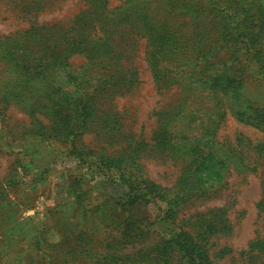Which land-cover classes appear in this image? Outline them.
I'll return each mask as SVG.
<instances>
[{"label": "rangeland", "instance_id": "374dc122", "mask_svg": "<svg viewBox=\"0 0 264 264\" xmlns=\"http://www.w3.org/2000/svg\"><path fill=\"white\" fill-rule=\"evenodd\" d=\"M108 1L113 8L124 0ZM145 1L152 20L166 22L161 39L184 59L166 76L212 100L233 99L242 105L241 118L226 114L207 130L218 115L206 123L191 98L190 113L164 115L181 94L176 86L160 88L147 67L155 35L126 42L131 81L101 97L108 81H71L83 57L68 60L70 71L49 66L37 29L70 26L85 0H0V264H264V160L253 166L254 147L264 148V69L244 57L240 67L234 57L227 60L205 0ZM85 84L78 92L75 86ZM45 85L52 90L45 93ZM94 89L98 101L114 107L102 106L79 137L33 134L52 124L59 133L66 111L55 113L56 107L77 98L91 102ZM161 138L184 145L186 155L166 156L168 147H154ZM235 149L249 166L240 174L218 164ZM98 161L92 177L88 164ZM130 186L139 198L121 206Z\"/></svg>", "mask_w": 264, "mask_h": 264}, {"label": "trees", "instance_id": "16d2710c", "mask_svg": "<svg viewBox=\"0 0 264 264\" xmlns=\"http://www.w3.org/2000/svg\"><path fill=\"white\" fill-rule=\"evenodd\" d=\"M53 1L47 0V3ZM108 2V0H85L86 9L73 19L70 26L44 25L42 28H37L42 31L44 60L48 63L50 61L49 66L56 69L62 64V69L67 68L70 71L68 60L73 56L83 57L84 63L77 69L72 70L74 79L71 81H78L80 84L85 81H108V84L104 83L102 84L103 87L99 88L100 95L103 97L109 94L110 89L117 88L119 85L122 86V84H126V81H131L130 77L134 69L128 67L131 51L130 47L126 46V42L131 44L132 38L142 35L146 36L149 42L148 36L153 37L155 35V45L152 46L145 59L147 67L154 74V79L159 83L160 88L176 86L181 94V99L170 105L171 111L165 112L164 115L179 117L185 115V112L190 113L188 106L191 98L195 100L194 111L200 113L202 119L205 118L206 123L209 122V117L218 115L211 121L213 123L205 127L207 130L211 128L214 130L226 114L234 117V114L237 113L238 117L236 118H241L242 110L240 109L242 105L239 106L233 99H218V95L214 94L213 99L215 100H212L210 98L212 95H203L198 92L199 89L196 86L184 84V82L181 83L166 76L171 68L173 70L181 69L182 64L184 66V59L179 56L175 57L176 51L171 52L172 49H175L172 47L173 42L171 46H168L170 45L169 40L161 39L162 35L158 33V29H163L166 22L152 20L150 16L153 11L149 9L147 1L124 0L113 8L108 7ZM176 2L184 3V0H177ZM177 6V4H174L172 9H176ZM187 6L188 9L196 7L190 3ZM203 6L207 9L204 10V13H209L210 17H214L215 20V24L211 25L210 29H219L216 35L218 45H222L229 50V59L227 60L234 57V61L239 65L238 67L241 66L239 63L251 60L252 65L258 63V66L264 69V0H205ZM145 8L149 11L148 13ZM31 30L32 27L28 31ZM201 36L200 34L199 37ZM159 42L165 43L168 47L160 45ZM50 53H52V56L48 58ZM242 57H244V61L241 60ZM75 87L78 92L83 93L82 90H85L87 85L85 84L83 87L76 85ZM50 90H52V87L45 85V93L50 92ZM92 95L91 102L77 98L78 100L69 102L66 109L56 107L55 113L61 112L64 115L66 111L65 123H62V127L58 129L59 133L55 131L54 124L52 126H40V128H38V124L37 127L34 126V128H38L36 129L37 133L33 134L48 139H57L59 134L63 137L66 134L79 137L80 133L86 130L85 126L88 123V118L93 117L97 111H100L102 106L114 107L112 104L104 105L98 101L95 98L97 97L96 89L92 91ZM101 100L103 99L101 98ZM252 100H249L248 104ZM47 104L52 109L53 105ZM99 119H102V117ZM249 119L251 118L246 117L243 121ZM203 123L202 120L199 125ZM194 141L197 140L194 139ZM154 144V147L163 146V144L168 147L166 156L173 159L181 160V157L186 155L185 146L179 144L175 139L161 138L158 141L154 140ZM216 146H219V144ZM175 150L178 153H170ZM200 150V153H204L202 149ZM242 159L240 149H235L234 153L230 151L228 154H223V158L219 161L217 158L216 161L220 166L226 169L232 167L240 174L249 170V166L244 165ZM253 159V166L259 160H264V148L262 146L256 145L254 147ZM98 162L96 165L88 164V170L92 177L98 175L102 167L101 162ZM250 170L254 171L255 167ZM75 182L80 183V180H75ZM261 185L264 189V178ZM132 191L133 188L130 186L125 194L121 196L119 199V202L122 203L121 206L130 207L136 204L139 197L133 195ZM159 246L160 244H155L151 247L155 249L156 255L160 253L157 252L159 248H167L168 243L163 242L161 247Z\"/></svg>", "mask_w": 264, "mask_h": 264}]
</instances>
